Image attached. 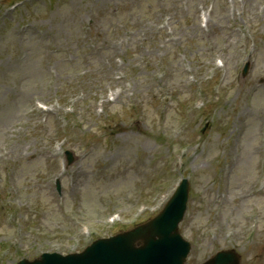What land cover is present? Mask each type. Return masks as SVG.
Wrapping results in <instances>:
<instances>
[{"label":"rangeland","instance_id":"1","mask_svg":"<svg viewBox=\"0 0 264 264\" xmlns=\"http://www.w3.org/2000/svg\"><path fill=\"white\" fill-rule=\"evenodd\" d=\"M61 4H57L56 5V18L57 20L55 21L54 24H50L48 27L50 29H52L53 31L56 32V36L59 38L60 37H65L66 35L65 32H67L68 27H72L74 26L73 30H76L78 32H81L83 27L85 26V24L87 23L88 19H90L91 17V6L92 3H83L82 0H60ZM70 4H72V6H70ZM89 6V7H87ZM82 21V22H80ZM80 22V23H79ZM62 23V29L59 28L60 24ZM79 24V25H78ZM67 39V42L64 41V39L61 38V41L66 45L69 46V39ZM70 52H74L76 51V49H69ZM0 57H2V60L4 61V57L3 54L0 52ZM259 59H262L264 62V55L260 54L259 55ZM255 88L260 92V87L255 86ZM260 94V93H259ZM258 96V94L256 95ZM7 109L6 107L2 104V102L0 101V122H1V117L4 116V114L6 113ZM256 116V111L254 110V108L252 106L248 107L246 106L243 111L240 113L239 115V119H240V127H236L237 132L239 133L240 137L242 140H244V142L246 143L247 140H249L251 138V136L253 134H249L248 129L250 127H252L253 129H255V126L253 124H251L249 121H251V119H254ZM254 121V120H252ZM6 133L5 134H1V130H0V142L3 143H7L9 146V148L11 150H15L16 148L18 150H21L24 146L16 141V136L17 134H20L18 132H16L17 130H14L15 132H11V129L9 130V127L6 128ZM249 153V146H247L246 150H243L241 152V155L237 157L236 163L237 165H245L246 162V155ZM18 155V153H17ZM194 161L191 160L189 162V164L187 165L188 167L191 165L192 167H189L188 170L193 172V168H197L199 169V173L202 174L203 172H207L209 171V166H205L202 167L203 163H208V159L204 158V157H200L197 161H195V163H193ZM192 163V164H191ZM21 169L23 171H25L24 174H30L32 171V167L30 165L28 166H23L21 167ZM205 169V170H202ZM23 175V174H22ZM107 184H103V186L100 188L99 191V196L102 195L103 192L106 191H116L120 188H123L126 184V180L121 179V180H116V179H107ZM204 181H200V184L198 185V187H200L202 185ZM242 185V183L240 184ZM244 190V189H243ZM238 191L240 192L241 189H238ZM88 199L84 198V202L87 201ZM98 197L94 199V202H97ZM91 216V215H89Z\"/></svg>","mask_w":264,"mask_h":264}]
</instances>
